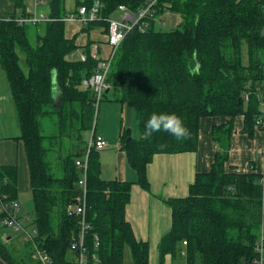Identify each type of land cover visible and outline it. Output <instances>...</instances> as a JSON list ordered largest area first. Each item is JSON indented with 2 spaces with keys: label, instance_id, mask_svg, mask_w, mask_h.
<instances>
[{
  "label": "trees",
  "instance_id": "1",
  "mask_svg": "<svg viewBox=\"0 0 264 264\" xmlns=\"http://www.w3.org/2000/svg\"><path fill=\"white\" fill-rule=\"evenodd\" d=\"M6 1L14 13L0 20V67L20 129L17 140L25 152L31 223L54 263L72 264L69 247L77 225L68 209L74 204L80 177L75 163L83 154L72 150L58 156L60 165L51 167L49 155L59 151L55 146L60 137L45 136L42 122L57 115L60 134L76 135L80 141L83 132L96 136L95 96L82 81L93 74L97 60L89 53L92 42L84 47V62L71 58L77 46L74 38L65 37V0H41L46 2L49 20L35 25L18 23L27 16L23 0ZM144 1L82 0L77 8L95 2L103 5L99 19L82 30L100 27L105 35L110 16L119 6L135 12ZM166 12L181 18L174 29L155 31L153 26L146 33L133 31L118 46L106 79L108 92L101 99L135 113L140 137L133 138L124 126L118 136L126 164L137 175L135 184L149 191L146 170L155 155L197 152L202 119L227 121L211 128L212 143L219 150L209 171L196 173L186 197L163 200L171 209V228L159 242L158 264H163L166 255L173 258L181 251L185 264H255V249L264 228V173L256 172L253 164L249 171L234 172L227 163L235 119H241V133L249 138L259 131L264 0H160L158 14ZM243 93L250 94L247 102ZM154 112L180 116L189 129L188 137L177 140L167 132L145 135V122ZM132 185L101 179L98 154L90 152L87 246L98 259L91 264H125V253L129 264H149L147 243L135 238L125 219ZM0 197L16 200L15 168L0 167ZM0 259L16 264L1 241Z\"/></svg>",
  "mask_w": 264,
  "mask_h": 264
},
{
  "label": "crops",
  "instance_id": "2",
  "mask_svg": "<svg viewBox=\"0 0 264 264\" xmlns=\"http://www.w3.org/2000/svg\"><path fill=\"white\" fill-rule=\"evenodd\" d=\"M23 1L26 6V14H28L32 11L35 0ZM81 1L65 0L67 15L75 11L78 3ZM45 7L46 2L40 0V5L37 8L38 12L45 14ZM13 13L14 8L11 2L0 0V20L8 19ZM20 13L17 12V15L20 16ZM164 17L170 19V26H175V24L179 23V20H177L179 16L173 13L166 12L162 15V18ZM161 24H163V20ZM84 27L78 22L66 23L65 25V37L67 39L74 38L77 46V50L74 52L72 59L77 60L78 56L85 51L84 47L89 42H92L89 45L90 51L96 52L94 59L106 57L110 48L106 44V38L102 32V28H91L88 32H85L82 30ZM54 99L56 101L58 99L56 89L54 91ZM107 107L109 109L110 106ZM112 109L115 112L117 111L120 116L129 114L132 117L133 115V130L130 127L129 129L131 130L132 137L138 139L140 132L134 111L117 103L112 106ZM226 121L227 119L222 117L204 118L200 121L197 152L155 155L146 170L147 180L149 182L148 192L142 190L135 184L137 175L134 170L127 166L125 155L120 150L116 137L115 140H112L106 130L96 132L95 135L108 144L105 149L96 151L100 161L101 179H116L119 181H128L133 184L130 200L125 208V219L129 223L135 238L147 243L149 264H158L159 242L171 228V209L163 200L186 197L189 186L193 183L196 173L209 171L217 149L211 140V128L221 125ZM241 128V119H235L233 134L230 138V152L233 151L232 153L229 152L227 164L234 172L249 171L251 169L249 165L253 164L255 171L262 173L264 158L261 157L259 151L263 145L264 134L263 132L256 131L253 137L249 138L247 135L241 133ZM19 136L20 129L15 115L14 104L7 80L0 67V167L15 168L17 171V197L19 192L30 190L24 147L22 142L17 140ZM76 140L78 141H71L66 144L65 148L67 146V149H62V144L59 142V145H56L55 149L65 153V155L71 150L83 154L86 142H79V139ZM65 155L60 154L58 156L62 157ZM55 165H60L57 157L55 159ZM246 167L247 170H245ZM181 253L182 251L180 252V256H176L184 260ZM174 259L175 257L172 258L170 255H166L163 259V264H175ZM14 260L18 261V264H23L21 259Z\"/></svg>",
  "mask_w": 264,
  "mask_h": 264
},
{
  "label": "built area",
  "instance_id": "3",
  "mask_svg": "<svg viewBox=\"0 0 264 264\" xmlns=\"http://www.w3.org/2000/svg\"><path fill=\"white\" fill-rule=\"evenodd\" d=\"M160 0H145L144 4L135 12H132L125 6H119L117 11L121 13L118 21L109 20L106 29V44L109 46L107 56L103 60H98L93 74L82 81V86L90 89L95 96L94 109L99 107L104 93L108 85L106 79L111 67L114 54L124 40V38L133 31L139 33H146L155 24H161V18L158 17V3ZM40 5V0H35L31 12L26 17L18 19L19 24H38L46 22L49 18L46 14L38 12L37 8ZM103 5L95 2L91 7L80 6L75 13H70L64 18L65 23H80L86 26L99 19L100 11ZM264 32V30H263ZM96 50V49H94ZM92 58L96 57L95 51H90ZM74 54V53H73ZM73 54L71 58H73ZM87 56L83 52L79 55V60L84 62ZM245 102L249 100L250 94L243 93ZM259 109L260 115L256 120V127L264 134V82L263 87L259 89ZM106 142L100 137H91L85 145V150L82 157L76 161L75 165L80 172V177L76 183L77 193L74 198V204L68 209L74 215L77 225L76 238L70 243L69 251L72 258V264H91L97 263L98 259L94 254L90 253L87 246V238L90 230V224L87 221L86 214V196H87V170L88 157L91 151H100L105 149ZM262 158H264V139L262 148L259 151ZM264 173V166L263 172ZM264 182V176L261 179V184ZM3 183H7V179H3ZM19 206L15 200H8V198L0 197V222L4 227L12 228L15 233L20 234L23 243L30 245L32 251L30 252V259L34 264H56L52 260L49 253L43 248V239H38V232L34 225H32V216L24 215L18 216ZM261 213H264V191L261 198ZM94 247H98V238L94 236ZM183 245H186L184 242ZM256 260L255 264H264V228L262 225L261 235L256 246ZM181 255L184 257L185 253L182 251ZM0 264H9L0 259Z\"/></svg>",
  "mask_w": 264,
  "mask_h": 264
},
{
  "label": "rangeland",
  "instance_id": "4",
  "mask_svg": "<svg viewBox=\"0 0 264 264\" xmlns=\"http://www.w3.org/2000/svg\"><path fill=\"white\" fill-rule=\"evenodd\" d=\"M46 11V8H44ZM165 14V13H164ZM163 15V14H162ZM162 15L159 16L161 20H163V24H155L154 30L155 31H170L176 27L177 24L170 26V19H167V17L162 18ZM121 16V13L119 11H115L111 16V21H118ZM177 20L181 21L180 17H177ZM116 104V103H114ZM113 103L102 100L99 102V107L95 110L94 114V125H96V132L100 131H107L109 137L112 140H115V137L118 142V133L121 129V127L131 128L133 130V115L132 117L129 114H126L125 116H120L119 113L112 109V106H114ZM107 106H110L109 109ZM100 108V110H99ZM128 108V107H125ZM131 109V108H129ZM132 112V111H131ZM52 118V119H51ZM58 119L57 115H53L49 118H45L42 122L43 127V134L45 136H59L62 149H67V146L65 148V145L69 142H77L78 139L76 135L73 137H70V134L61 133L60 134V127L56 124V121ZM131 131V130H130ZM140 136V134H139ZM138 136V138H139ZM91 137V132H83L81 135V141H84V143L88 142L89 138ZM212 138V136H211ZM79 140V142H81ZM108 145V144H107ZM233 145V144H232ZM214 146H218L216 143ZM234 147V146H233ZM218 148V147H217ZM234 149V148H233ZM216 150H219L216 149ZM231 150V142H229V150L228 153ZM72 151V150H71ZM233 151V150H232ZM232 151L230 153H232ZM65 153L58 151L57 153H51L49 155V164L51 167H53V163L55 164V159L58 157V155ZM248 167V166H247ZM247 167L245 170H247ZM16 203L19 206V212L18 216L22 217L24 215H30L33 210L32 205V196L31 192L24 191L19 192L18 197L16 198ZM9 238V239H8ZM0 241L4 245L5 250L8 254L12 255L14 259L23 261V264H34L33 261L30 259V252L32 251L31 247L29 245H26L22 242L20 234L15 233L12 228L4 227L0 222ZM16 264H18V261L14 260ZM175 264H185L184 260L180 257H175L174 259ZM125 264H129L127 255L125 253Z\"/></svg>",
  "mask_w": 264,
  "mask_h": 264
},
{
  "label": "clouds",
  "instance_id": "5",
  "mask_svg": "<svg viewBox=\"0 0 264 264\" xmlns=\"http://www.w3.org/2000/svg\"><path fill=\"white\" fill-rule=\"evenodd\" d=\"M158 132H167L177 140L187 138L189 135V129L182 118L175 113L168 112H154L145 122V135L151 136Z\"/></svg>",
  "mask_w": 264,
  "mask_h": 264
},
{
  "label": "bare ground",
  "instance_id": "6",
  "mask_svg": "<svg viewBox=\"0 0 264 264\" xmlns=\"http://www.w3.org/2000/svg\"><path fill=\"white\" fill-rule=\"evenodd\" d=\"M160 15L158 14V17H159ZM162 21V20H161ZM78 58H79V56H78ZM105 58V57H104ZM104 58H102V59H99V58H96V60L98 61V60H103ZM106 91H108V88H107V90ZM244 99V98H243ZM245 101V100H244Z\"/></svg>",
  "mask_w": 264,
  "mask_h": 264
},
{
  "label": "water",
  "instance_id": "7",
  "mask_svg": "<svg viewBox=\"0 0 264 264\" xmlns=\"http://www.w3.org/2000/svg\"><path fill=\"white\" fill-rule=\"evenodd\" d=\"M108 91H106V93H107Z\"/></svg>",
  "mask_w": 264,
  "mask_h": 264
}]
</instances>
